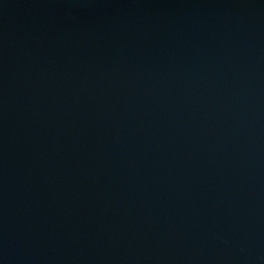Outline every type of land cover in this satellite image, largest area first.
<instances>
[{
  "label": "water",
  "instance_id": "1",
  "mask_svg": "<svg viewBox=\"0 0 264 264\" xmlns=\"http://www.w3.org/2000/svg\"><path fill=\"white\" fill-rule=\"evenodd\" d=\"M0 264H264V0H0Z\"/></svg>",
  "mask_w": 264,
  "mask_h": 264
}]
</instances>
